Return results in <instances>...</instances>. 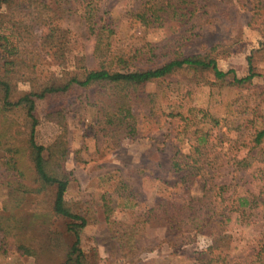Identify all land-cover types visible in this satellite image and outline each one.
Wrapping results in <instances>:
<instances>
[{"label": "rangeland", "instance_id": "374dc122", "mask_svg": "<svg viewBox=\"0 0 264 264\" xmlns=\"http://www.w3.org/2000/svg\"><path fill=\"white\" fill-rule=\"evenodd\" d=\"M143 1L100 0L101 7L108 10L116 25L115 52L155 45L160 64L178 54L203 56L212 45L220 43L213 55L222 70L232 72L219 82L210 71L196 76L193 70L149 82L145 90L157 93L155 114L148 115L144 105H135L138 133L118 147L110 145L99 131L91 99L85 100L81 92L67 101L48 94L36 100L40 118L37 140L48 145L67 129L70 146L67 166L74 177L66 197L89 217L82 233L87 264H196L198 254L211 249L213 244L220 245L232 260L246 257L257 246L255 225L231 222L214 240L196 230L177 233L164 225L153 226L147 221L146 212L163 197L183 201L187 196L186 186L176 182L171 162L177 146L183 153L191 150L188 131L184 132L188 122L202 124L212 130L213 137H219L216 146H207L208 153L223 158V174L214 182H229L240 176L250 178L253 166L237 170L227 157L260 151L250 148L256 130L264 127V0H206L207 13L196 27L198 34L176 42L175 38H181V28L174 22L145 27L129 19L128 9ZM67 6L77 7L75 2ZM5 10V6L0 8L1 12ZM15 14L16 20L19 13ZM6 18L0 16V35L6 34L11 41H18L16 65L8 72L15 89L13 99L37 89L49 78L74 70L77 58L82 55L87 67L96 66L94 36L75 13L67 14L60 23L71 29L66 56L57 55L62 58L56 57L53 49L44 43L48 26L22 27L23 38L19 40L15 34L10 35L11 30L7 28H12L13 23ZM4 73H7L4 57H0V75ZM250 73L254 74L251 79L234 80ZM1 99L0 91V104ZM213 118H219L217 125ZM15 119L17 123H24L21 111ZM195 187L191 190L198 192ZM9 197L8 187L0 184V212ZM52 198L53 191L27 195L14 210L30 219L28 225L21 226V236L31 238L28 241L35 251L37 248V253L23 254L11 248L6 254L0 252V264H55L64 258L66 245L72 241L67 221L53 214L34 216L47 213ZM107 203L112 206L108 219L104 212ZM58 235L62 236L63 244L60 246L55 240L54 247L49 246Z\"/></svg>", "mask_w": 264, "mask_h": 264}, {"label": "trees", "instance_id": "16d2710c", "mask_svg": "<svg viewBox=\"0 0 264 264\" xmlns=\"http://www.w3.org/2000/svg\"><path fill=\"white\" fill-rule=\"evenodd\" d=\"M70 2H75L77 7L67 6ZM206 5V0H144L126 13L132 22L145 27L174 22L181 28V38H175L176 42L198 34L196 27L207 13L204 9ZM2 6L6 10L0 11V16L12 21L13 27L7 29L11 30L10 35L15 34L19 40L23 38L22 27L48 26L44 43L59 58L66 56L71 41V29L60 23L67 14L75 13L94 36L93 57L96 66L87 67L85 56L82 55L77 58L78 64L74 70L49 78L37 89L13 99L15 89L8 72L16 65L14 56L18 41H11L6 34L0 35L3 41L0 44V57H4L7 72L0 75V184L8 187L11 196L5 200L0 212V252L6 254L11 248H17L23 254L37 253V248L35 251L28 241L31 238L21 236V226L28 225L30 219L14 210L20 207L27 195L39 196L53 191L48 212L35 213L34 216L53 214L67 221L66 228L72 241L66 245L64 258L55 264H87L82 233L89 224V217L78 208L76 202L66 197L74 177L72 169L67 166L70 155L68 132L65 128L50 144L40 143L37 140L40 118L36 100L52 93L67 101L81 92L85 100L91 99L90 106L95 109L99 131L110 145L118 147L125 139L135 137L138 133L135 105L142 104L148 115L155 114L157 93L145 90L149 82L185 70H193L196 76L197 73L210 71L219 82L232 70H222L213 55L220 43L212 45L203 56L178 54L160 64L157 63L159 53L155 45L115 52L113 40L117 33L116 25L108 10L101 7L100 0H0V8ZM15 12L19 13L16 20ZM16 27L19 30L15 31ZM60 53L62 57L57 56ZM143 62L152 65L141 66ZM253 75L250 73L245 78L235 77L234 80L244 81ZM20 111L24 118L23 124L17 123L15 119ZM212 120L215 125L219 123V118ZM184 132H187V139L192 142L191 150L183 153L177 146L171 170L177 177L176 182L186 186L187 196L183 201L166 197L156 201L146 212L147 221L153 226L164 225L171 232L196 230L210 235L214 240L223 234L231 222L255 225L258 231L257 246L252 254L232 260L220 249V245L213 244L211 249L198 254L196 264H264V127L256 130L254 144L250 148L260 151H248L244 155L235 153L227 157L237 170L253 166L249 172L250 178L233 177L229 182L222 183L214 182V179L223 174V158L207 152V146H216L219 137H213L210 128L198 123L188 122ZM192 186L199 191L191 190ZM104 207L108 219L112 206L107 203ZM52 240L48 244L51 247H54L55 240L60 246L64 242L61 235Z\"/></svg>", "mask_w": 264, "mask_h": 264}]
</instances>
